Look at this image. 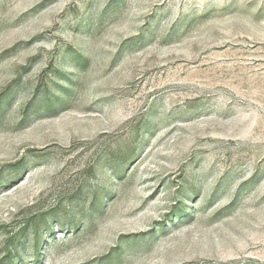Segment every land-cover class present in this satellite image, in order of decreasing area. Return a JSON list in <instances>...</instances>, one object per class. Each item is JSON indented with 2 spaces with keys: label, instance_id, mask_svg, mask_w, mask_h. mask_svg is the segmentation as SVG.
<instances>
[{
  "label": "rangeland",
  "instance_id": "rangeland-1",
  "mask_svg": "<svg viewBox=\"0 0 264 264\" xmlns=\"http://www.w3.org/2000/svg\"><path fill=\"white\" fill-rule=\"evenodd\" d=\"M0 264H264V0H0Z\"/></svg>",
  "mask_w": 264,
  "mask_h": 264
}]
</instances>
